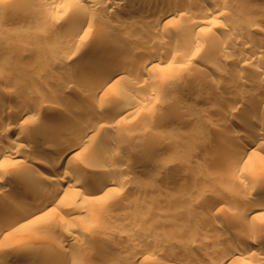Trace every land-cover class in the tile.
<instances>
[{"label":"rangeland","instance_id":"1","mask_svg":"<svg viewBox=\"0 0 264 264\" xmlns=\"http://www.w3.org/2000/svg\"><path fill=\"white\" fill-rule=\"evenodd\" d=\"M40 1L0 0V35L10 38L6 43H0V101H4V105H0V123L7 117V110H19L27 99L28 103L30 100V103H38L41 107L33 111L34 117L30 114L32 119L29 116L26 120L25 130H29L28 123L31 128L42 124L44 116L65 124L66 127H43L40 134L47 136L55 134L62 138L78 122H85L86 114H94L104 126L101 134L99 132L92 138L96 140H91L93 143H85L78 158V168L64 167V163L61 175L67 170L87 173L93 165L108 169L112 164L116 165V175L125 179V186L119 181L123 188L119 183H113L114 194H104L102 189L90 193L88 183L71 181L66 194H77L75 200L66 201L64 195L54 213L43 214L37 222L0 235V261L4 264H187L189 259H194L200 264H219V252L224 244L237 239L248 246L251 238L264 236V215L255 217L250 213L257 208L253 202L264 203V144L258 148L262 161L258 165L246 162L242 167L233 166L235 164L230 162L231 155L228 154L231 145L237 143L239 135L247 130L235 121H242L247 115V118L254 114L264 116V110L255 108L264 93L260 94L256 85L249 89L234 80L229 83L223 77L218 80L219 76L211 81L213 77L208 73L205 74L206 79L202 77L205 71H211L212 66L224 63L221 58L226 55L237 59L235 62L229 60L226 65L229 73L234 75L239 70L250 69L251 65L257 66L258 60L249 65L238 60L241 52L247 48L251 50L253 46L249 49L244 44L241 46L240 42L215 44L211 50L218 54L205 50L206 44L200 48L201 52L204 49V54L198 50H187L188 44L186 46L184 42L189 43L191 37L203 36L193 29L194 32L190 29L182 34L174 30L175 25L197 24L201 17L200 12L196 15L198 13L193 9L196 0H145L150 7L155 4L161 6L155 12L132 9L129 3L123 10H105L89 8L81 0H60L58 6L47 8L42 5L43 0ZM225 1L219 2L222 13L217 18L213 17L218 24L212 23L215 32L223 34L225 29L222 28H229L231 37L249 38L255 41L251 42L254 45L258 42L264 44V0ZM168 2L177 4V9L170 13L176 20L166 27H156L154 23ZM190 3L192 7L188 6ZM85 9L93 14L92 27L86 31L84 28L83 37L74 42L66 34L67 28L78 24L70 15ZM189 12L196 13L192 19H186L185 14ZM51 17L58 19L56 24ZM59 18L66 19L62 26L58 24ZM104 25L106 30L110 29L108 33L100 31ZM104 39L113 45L105 46ZM153 44L159 47L154 49L153 57L156 60L161 57V63L155 66L156 70L139 72L143 58ZM176 45L181 46V50L191 51L182 53L186 56H183V61L177 60L181 50L177 54L179 48ZM173 49L175 54H172ZM219 55L221 60L217 58ZM211 56H215L216 61ZM54 59L60 60L59 66L52 64ZM205 59L208 60L206 64ZM97 60H104L106 65L109 63L106 67L116 66L118 69L115 78L111 79L112 86L94 95L86 88L81 76L85 71H94L93 62ZM158 71L164 74L159 75ZM120 75L125 77L118 78ZM215 81L221 87L214 88L213 92ZM148 98L151 100L147 101ZM232 98L239 101V107L232 115L224 117L221 112L224 110L219 109L218 102L227 108L234 101ZM54 108L57 109L53 112ZM67 110L68 115L62 117ZM170 110L174 111L171 112L174 116L171 121L158 119L162 114H170ZM19 130H12L5 146H9L11 139L18 140L32 148L33 153L47 154V144L44 146L40 138L20 136ZM153 138L158 139L155 145L151 144ZM50 142L54 146L56 140ZM119 155L129 159L130 169L123 159H117ZM27 163L35 172L45 170L44 166L30 159ZM15 165L7 160L5 167L0 168L3 179L0 188L5 189L0 192V214L12 212L8 207L4 210L5 200L17 202L15 208L19 209L34 202L24 187L15 183L4 184L11 177L22 176L21 168L17 169ZM34 176H31L32 180ZM33 181L37 185L49 183L41 177ZM76 190H80L79 193ZM215 193H224L227 199L215 203L218 195ZM246 196H250L249 199ZM18 198L23 199L22 204L16 201ZM235 214L241 217L235 219ZM217 230L219 234L214 235ZM70 233L79 237L78 245L87 248L83 256L76 255L73 247H67L56 257L44 253L38 257L30 256L33 247L56 250L58 240ZM252 254L253 251L243 257L241 255L234 264H264V259L259 260ZM137 255L141 257L135 258ZM261 255L264 257V253Z\"/></svg>","mask_w":264,"mask_h":264},{"label":"bare ground","instance_id":"2","mask_svg":"<svg viewBox=\"0 0 264 264\" xmlns=\"http://www.w3.org/2000/svg\"><path fill=\"white\" fill-rule=\"evenodd\" d=\"M27 1H30V0H27ZM59 1L60 0H43V4L42 5H45L46 8L49 7V6L53 7V6H56L57 4H59ZM81 1H83V4L86 5L89 8L90 7L91 8L98 7L100 9L103 8L105 10H108V9L109 10H113V9H121V10H123V8H125V4L126 3H129L130 7H132V9H135V10L148 9L151 12L152 11L155 12V11H157L159 9V7H161V6H158L157 4L152 5V7H150L149 5H147V3H145V0H81ZM220 1L226 2L225 0L224 1L220 0ZM220 1L219 0H196V2H194L195 7L193 9H195V11H197L198 14H196L195 12H193L191 14L190 12L193 11V10L190 9L188 6L189 5L191 6L192 3L188 4L187 7L191 11L189 12L190 14H185V15H187L186 19H192L193 16H195V14L199 15V12H200L199 16L201 18L197 21V24H193V25H189V26H188V24H187V26L183 25V24L182 25L180 24L179 26L175 25L176 27H175L174 31L178 32L179 34L180 33L182 34L183 31L185 32V31H189L191 29V31H193V30H195L196 32L198 31V33H200L203 36V38H201L199 36L198 37L195 36V38L191 37V40L189 41V43L184 42L186 44V46L188 44L187 47L185 46V44L183 42L182 43L184 45L182 43H179L178 41L177 42L179 44H182V46H185L187 48V50H192L193 52L195 50H198V52H199L200 48H202L204 44H206V46H207V48L204 47L205 50L207 49V50L214 51V52H216V50H211V49L213 48V46L215 44L219 45L221 43H226V42H228V43L231 42V43H234V44L240 42L241 46H242V44H244L243 46L244 47H249V49L253 46V48L251 50H248V48H247V51L241 52V54L239 53L240 56L238 57L239 58L238 60L240 62H242V64L244 63V64H247V65H249V63H252V62L258 60L260 63L258 62L257 66L255 65V66L252 67V65H251L250 69L239 70L234 75L231 72L229 73V71L227 70L229 68H227L228 66L226 67V65H228L227 63H228L229 60L230 61L232 60V62L233 61L235 62L237 59L229 58V55H226V56H224V58H221V56L219 55L218 57L217 56L216 57L219 58V59L220 58L224 59L223 60L224 63L220 62L221 63L220 65L218 64L217 66H214V67L212 66V69L209 68L211 71H209V70H208V72L205 71L204 75L202 77H204V79H206L205 78V74L208 73L209 75H211V77H213L212 80L210 79L211 81H213L216 76L217 77L219 76L220 78H217L218 80H221L222 77L228 83H229V81L234 80V81H237V82L241 83L242 86H245V87H248V88L250 87L249 89H251L254 85H256V87H258L257 91L259 90L258 92L260 94H261V92L264 93V44L263 43L261 44V43L258 42L257 45H254L255 43L253 44L251 42H255V41H251V40H249V38L246 39L245 37H242V38H236V37H233V36L231 37L232 32H230L229 28H222L223 30L225 29L224 31L222 30L223 32L221 31L223 34H217L215 32V29H213V24L216 23L213 17L217 18V16L220 15V13H222V11H223V10H221V6H220L221 4L219 3ZM40 2H42V1H40ZM222 7H223V4H222ZM176 9H177V4L176 3L168 2L167 4H165V6H163L162 11H160V14L157 12L159 15L157 17L158 19L154 23L155 26L156 27H159V26L166 27L168 25V23H172V21L175 18H174V16H171L170 13H172ZM220 10H221V12H220ZM47 17H49V16H47ZM58 17H60V16H58ZM70 17H72L73 22L78 23V24H76L75 26H72L71 29L67 28L66 34H68V36H70V38L72 40H74V42H75L76 40H80V38L83 37L84 31H86L92 25V23H93V14H91L90 11H87V9H85V10H82V11L78 10V12H73L70 15ZM52 18L53 17H51V21L56 24L58 19L55 20V19H52ZM65 20L66 19L60 20V18H59L58 24H60L62 26L65 23ZM173 25H174V22H173ZM207 26L208 27L211 26V27L207 29ZM216 26H215V28H216ZM107 27H108V25H107ZM186 27L188 28L187 30H185ZM100 28H101L100 31L104 30L103 33H105V31L108 33L109 30H110V29L106 30L105 25L103 27L101 26ZM83 29H84V31H83ZM257 29L259 30V28H257ZM97 30H99V29H97ZM117 30L115 31L116 33H118ZM231 31H232V29H231ZM189 39H190V37H189ZM9 40H10V38L8 36H1L0 35V43L1 44L2 43L4 44V43H6ZM140 40H144V39L141 38ZM108 41H109L108 39H106V40L104 39L103 44L105 46H107V47L113 45V44H111V42H108ZM74 42H72V43H74ZM151 46H152L151 50H148V52L146 54V57L143 58L144 59L143 63L140 66L141 70L137 69V70H139V72L140 71L153 70V69L156 70L155 66L158 65V64L160 65V63H161V61H160L161 57H159L160 59H157V60L154 59V57H155L154 56V51H155L154 49L159 48V47L156 46L155 44H153ZM178 46L176 45V47H178ZM217 47H219V46H217ZM217 47H215V48H217ZM178 48H179L178 49L179 50L178 53L176 52L177 50L175 49L176 50L175 52L177 54L180 53L181 46L178 47ZM182 48H184V47H182ZM203 50H202V52L200 51L202 54H204ZM173 51H174V49L172 50V52ZM184 52H186V54H188L187 52H191V51H186V49L185 50H181L180 57L176 54L177 55V60L179 59L178 61H180V59H182V61H183V56L184 55H182V53L185 54ZM221 52H223V51H221ZM135 53H137V51H135ZM225 53H226V51H225ZM172 54H175V53L173 52ZM189 54L191 55V53H189ZM216 54H218V53L216 52ZM173 56L175 57V55H173ZM170 57L172 59V56H170ZM184 57H186V56H184ZM193 57H194V55H193ZM195 57H197V56H195ZM207 57H209V56H207ZM211 57L213 58L215 56H211ZM174 59H176V57ZM214 60L216 61V58ZM214 60L213 61L210 60V61L214 63L215 62ZM163 61H164V59H163ZM184 61H185V59H184ZM191 62H189V63H191ZM205 62H208V60L206 61V59H205L204 63ZM217 62H218V59H217ZM213 63H212V65H213ZM52 64L54 66H59L60 65V60L54 59L52 61ZM214 64H216V63H214ZM105 65H106V62H104V60H103V62H101V60L100 61H98V60L94 61L93 62V66L95 68L94 71L88 70V71H85V72L82 73L83 75L81 76V78H83V83L87 86V87L86 86L85 87L88 90H90V92L92 94H94V95H96L98 92L103 91V89H105V88L111 87L112 86L111 85V82H112L111 79L112 78L114 79L115 78L114 75H116V73H117L116 71H117L118 67H116V66H115L116 68L113 67V66L106 67L107 65H109V63H107L106 66ZM210 65L211 64H209V67H210ZM119 70H120V68H119ZM135 73H136V70H135ZM202 73H203V71H202ZM162 74H164V73L162 72ZM162 74H160V72H159V75H162ZM198 75L201 76V74H198ZM121 77L123 78L125 76H123V75L118 76V78H121ZM118 81H119V79H118ZM225 81H224V85H226ZM216 82H218V81H215L214 85H212L213 89H211V90H213V92H215V90L218 89L219 86H220L219 82L218 83H216ZM114 84H116V81L114 82ZM221 85H222V82H221ZM206 87H209V86H206ZM214 88H216V89H214ZM194 90H196V89H194ZM211 90L209 89V91H211ZM199 97H197V98H199ZM22 99H24V98H22ZM203 99H205V98H203ZM239 99H237V100H239ZM25 100H26V98H25ZM150 100L151 99L148 98L147 101H150ZM200 100H202V98ZM233 100H232L233 102L231 104H229L227 108L221 106L222 103L220 104V101L218 102L219 103L218 106H220L219 109L224 110V111H221L223 113L222 115L224 117L232 115L233 111L238 109L237 107H239V101L236 102V99H233ZM240 100L242 101V98ZM258 100H259L258 103L255 105L256 110L257 111H259V109L264 110V94L261 95V98L258 99ZM201 102H203V101H201ZM40 104H41V102H40ZM211 104H213V103H211ZM223 104H225V103H223ZM0 105H4V101H0ZM128 106H127V108H128ZM40 107L41 106L38 103L37 104L32 103V102L30 103V100H29V103H28V99H27L25 104L23 103V106H21V108L19 110H14V109L7 110L8 111V113L6 115L7 117L5 118V120L3 122L0 123V168L3 167L4 162H6L7 160L8 161L11 160L12 162H14V164H16L15 166L18 167L17 169L21 168L20 170H21V174H22V176H19V177L18 176L17 177H11L10 180H6L4 182V184L11 185L10 183H15L17 186H21L22 188L24 187L23 190H25L27 192V194L29 193L28 196H30L31 198L34 199V202H31L32 204L30 203L31 205H27V206L25 205V207L23 209L22 208L19 209L18 207L15 208V205H16L17 202L5 200V203H3L4 204L3 206L5 208L4 210H8V208H10L12 210V212L11 213L0 214V235L5 234V232L7 233V232H9L11 230H14V229H22L24 226H26V224L28 225V223L32 224L35 221L37 222L38 219H40L41 215H43V214L47 215V214H50V213H54L55 209L58 207V205H61V203H62L61 201L62 200L60 201V199L63 198L64 195H66V197H67L66 201H72L73 198L75 200V198H76L75 195H77V194L73 195L74 197L72 196L71 192L68 195L66 194V191L68 190V186H69V184H71L70 183L71 181L72 182H76L75 184L88 183L89 185L87 186V189L90 191V193L91 192H95L96 193L97 191H100V189H102L104 194H107V193L111 194L109 192H112V191L115 190V188H114L115 186L112 185L113 183H115V182L119 183V181L122 183V185H124V183H125V179H121V177H118L117 176L118 174L116 175V172H115V169H116L115 166L116 165L113 166L112 164H111L112 166L110 165V168H108V169H106V168L103 169L101 167V165L100 166L99 165L98 166L97 165H93L92 167H90V170L87 173L84 172V171L83 172H79L77 170L68 172V170H67L66 172L64 171L63 175H61V173H62L61 169L63 168L62 165L64 163L66 164L64 167H67V168L70 167V168H74V169L78 168V166H79L78 165V158L81 157V153L82 152H80V151L83 149V146L88 141L92 142L91 140H95V139H92V138L93 137H97L96 135L99 132H100L99 134H101V132H102L101 130H102V128L104 126H102V124H100L98 122L99 119L97 120V118H98L97 116H94V114H93V116H89V114L88 115L86 114V116H87L86 118L87 119L85 120V122H87V123L81 121L82 123L80 122L81 124H79V122H78L77 125L73 126L69 130L67 135L63 136L62 138H59L55 134H53V135H49L48 134V136L44 135L42 133L40 134V132H42L41 129L43 127H45V126L46 127H48V126H53V127H63V126H65V124L63 122H61V121H58V119L54 120V119L48 118V116H46V117L44 116V118H42V122H41L42 124H38V126L36 125V127L33 125L34 127L31 128L30 123H28L29 124V130H25L26 129V125H27L25 122L28 121V117L30 116V114L33 115V117H34L35 115L32 114L33 111L35 112ZM251 107L253 108V106H251ZM172 108H174V107H172ZM42 109H44V108H42ZM46 109H47V107H46ZM49 109L52 110V108H50V107H49ZM54 109H53V112L56 111L57 108L55 110ZM129 110H127L126 112H128ZM40 111H41V109H40ZM172 111L170 110V114L168 112V113L162 114L161 116L159 115L160 117L158 119L162 120V122L171 121V119L174 117L172 115V113L174 111L173 112ZM68 113L69 112L67 110V112H64L63 114L61 113L62 114L61 116L62 117H63V115L67 116ZM66 116H65V118H66ZM247 116H246V119H244L242 121H239V120H237V122L235 121V123H237L239 126L240 125L244 126V129L248 130V128H249L250 130L249 131L246 130V132L244 134H242V135L238 134L239 138L237 140V143L235 142L234 144L231 145V150H229L230 153H228V154L231 155L230 156L231 157L230 162L232 161L233 162L232 164H235L233 166L242 167V165L244 166V164H246V162H251L252 165H258V164H261V162H262L261 161V156H259V153H258V148L261 145L264 144V116L261 115V114L260 115L254 114L252 116L249 115L250 118H247ZM23 117H24V119H23ZM36 117H38V116L36 115ZM36 117L34 118V120L36 119ZM121 117H119V118H121ZM29 118H31V116ZM222 118H221V120L224 119V118L223 119ZM226 119H228V118H226ZM59 120H60V118H59ZM31 123H33V121ZM69 124H71V123H69ZM231 126H233V125H231ZM246 127H248V128H246ZM14 128H19L20 129L19 133H18L20 136H23L25 134L24 136L34 138L35 140L40 138L41 142L43 141L45 143L44 146H46V144H47L45 149L47 150V154L48 155L43 153V152L42 153L39 152V154L33 153V151L31 150L32 148H30L28 146H25L24 144L20 143L18 140H12L11 139V141L9 142L10 143L9 146H5V145H7L5 143L6 142L8 143L9 135H10V133H12V130ZM228 132H230V130H228ZM156 137L158 138V136H156ZM154 138L151 141V144L155 145L156 142H158V139L157 138L154 139ZM17 139H18V137H17ZM160 139H162V138H160ZM49 140L50 141L51 140H56L55 145L51 146L52 143ZM48 141H49L50 144L46 143ZM48 144L50 146H48ZM58 144H59V146H58ZM120 156L121 155H119L117 159H121L122 160L124 157L123 156L120 157ZM29 159L33 163H35L37 165L40 164V165L44 166L43 167V168H45L44 172L40 171V170H37L36 171L37 174L34 176V174L36 172L34 171V169L32 167H28L27 161ZM114 159H113V161H114ZM122 161L124 163L126 162L125 164L127 165V168L130 167L129 164H131V162L129 161L128 158H125ZM64 169H66V168H64ZM128 170H126V171H128ZM14 176H15V174H14ZM31 176H34V178L36 180L41 177L42 179L46 180L49 183L48 184H39V185H37V182L33 181L35 179L32 177L33 178V180H32ZM36 176L38 178H36ZM2 180L3 179L0 177V182ZM122 185H121V187L123 188ZM4 190L5 189L3 187L0 188V192H2ZM79 191L80 190H78L77 192L79 193ZM74 193H76V192H74ZM114 193L112 192V194H114ZM217 194L215 193V195H217L216 196L217 198L215 199V203L217 201L224 200V198L227 199V197H225V196H227L226 194H224V193H222V194L221 193H217ZM249 197L250 196H248L247 198L249 199ZM247 198H246V200H247ZM242 199H244V198L242 197ZM16 201H18L19 203L22 204L23 199L22 198H18ZM249 202H250V200H249ZM253 203L257 205L256 206L257 208L252 209L250 211V213L253 214V216L255 215V217L259 216V215L263 216L264 214H262V213H264V211H262V210H264V203H261V204H257L255 202H253ZM244 205H245V203H244ZM13 208H15L16 210H14ZM258 208L262 209L261 210L262 213H261V211L257 212L256 209H258ZM243 210H241L243 213L246 212L245 210L244 211ZM235 216H236V214H235ZM235 216H233L235 219H238L239 217H241V216H236V217ZM213 234L214 235H218L219 231L218 230L214 231ZM78 238L79 237H77V235L75 233H70L66 237L58 240L59 244H58V247L56 248V250L53 249V250L48 251L45 248L42 249V248H39V247H37V248L33 247L34 249L32 248L31 253H29V254L32 257H38V256H42V254L44 253V254H46V256L48 255L49 257H56V255L63 254L65 252V250L67 249V247H68V249L73 247L74 249L73 250L70 249V250L74 251V253H76V255H80L81 254V256H83L82 254L86 252L87 248H84L80 244L79 245L77 244V243H80V242L77 241ZM251 240L252 241L250 242V244L248 246L242 244L243 242L241 243L237 239L236 240L233 239V241L224 244V246H222V248H220V252H219V256H218L219 264H234V262L237 259L241 258L240 257L241 255L243 257L244 254L248 255L249 253H252V251H253L252 255H254L253 257H255L257 255L256 258H258L259 260L264 259V257H261V256H263L261 254L264 253V236L263 235H258L254 239L251 238ZM251 247L253 248V250L252 249L249 250V248H251ZM139 257H141V256L137 255L135 258H139ZM74 260L72 262H74ZM0 264H4V263L2 261H0ZM187 264H200V263H199V261L197 262L194 259H189L187 261ZM254 264H256V263H254Z\"/></svg>","mask_w":264,"mask_h":264}]
</instances>
